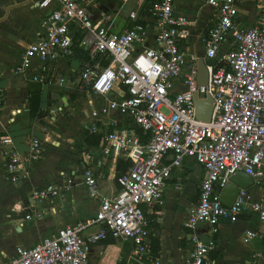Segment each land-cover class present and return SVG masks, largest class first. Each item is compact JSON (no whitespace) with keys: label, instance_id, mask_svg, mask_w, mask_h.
<instances>
[{"label":"built area","instance_id":"1","mask_svg":"<svg viewBox=\"0 0 264 264\" xmlns=\"http://www.w3.org/2000/svg\"><path fill=\"white\" fill-rule=\"evenodd\" d=\"M118 1L123 4L115 13L101 5L115 9L118 2L111 7L100 0H37L45 13L44 30L20 50L13 70L63 94L69 84L85 91L93 105L91 132L102 134L98 147L106 157L126 159L129 167L117 179L116 194L104 196L94 157L84 149L83 182L100 202L96 215L32 246H17L0 264H90L92 246L108 237L130 240L136 264H154V218L144 207L153 212L164 205L174 170L188 159L204 168L205 177L184 224L190 242L184 264L212 263L216 243L202 238L200 224L213 232L222 220L235 221L246 209L264 222V0H253L257 22L249 26L241 14L245 0H198L192 15L179 12L177 0H135L121 27L115 21L128 0ZM192 27L199 28L202 55L189 50ZM200 58L208 70L205 85L197 81ZM195 93L213 98L210 121L196 118ZM98 98L103 104L97 107ZM113 113L118 119L104 122ZM42 155L37 136L30 139L26 157L6 151L8 180L22 184L25 162ZM238 171L250 174L263 195L254 199L242 188L227 206L221 194ZM62 192L61 186L46 183L32 188L28 201L53 200ZM258 235L249 230L245 238Z\"/></svg>","mask_w":264,"mask_h":264},{"label":"crops","instance_id":"2","mask_svg":"<svg viewBox=\"0 0 264 264\" xmlns=\"http://www.w3.org/2000/svg\"><path fill=\"white\" fill-rule=\"evenodd\" d=\"M184 1L177 0L179 12L187 13L185 10L188 9L195 13L200 5L198 0H190L197 1L198 4ZM36 2L37 0H0V94H3L0 102V263L7 262L17 246H32L60 228L96 215L100 202L90 197L83 182L81 152L84 149L92 153L96 172L102 176L101 194L112 196L118 191L116 172L119 156L110 154L106 157L99 145H88L87 137L92 132L89 130L85 134L82 129V125L90 129L93 124L90 116L93 105L89 102L88 94L80 87L69 86L70 84L63 94L58 87L41 86L24 76L14 74L13 68L20 60V50L44 30L45 13L36 6ZM124 7L122 15L115 21L118 27L124 24V16L133 9L132 7L130 11L124 12ZM109 10L113 12L115 9ZM241 14L248 26L255 24V2L245 0L241 6ZM189 50L200 55L203 53L198 27L191 28ZM35 89L41 90V100L38 113L34 116L48 119V132L41 131V122L36 117L33 118L30 111V94ZM57 98L60 99L59 102L55 101ZM72 98L84 101L83 105L87 108L68 119L66 112L74 107ZM100 99L94 102L97 107L103 104ZM113 115V118L104 117V122L118 119L116 113ZM77 117L81 119L73 126L76 134L84 132L81 133V136L85 134L84 142H79L77 137L75 142L73 138L49 132L50 125L58 124L61 120L64 123L69 120L73 124ZM33 119L36 120L34 124ZM35 125L37 128H34ZM99 126L106 128L98 123ZM34 136L42 139V158L39 161L25 162V178L22 184L16 185L6 177L5 153L15 151L26 157L28 143ZM204 177V168L195 160L188 159L174 170L166 190L164 205L155 207L153 212L149 207H144L146 213L152 214L154 218L152 226L155 225V237L160 242L158 261L154 264L185 263L190 253V242L184 224L190 209L199 201V186ZM46 183L61 186L62 195L53 200H32L30 204L28 199L32 188ZM176 185L181 187L177 189ZM247 189L254 199L263 195V188L257 183ZM98 228L99 226L94 227ZM249 230H254L259 235L247 240L245 237ZM199 233L203 239L212 238L216 243V249L210 257L211 264H264V222L250 209L244 210L235 221L222 220L213 232L207 225L200 224ZM132 249L130 240H115L108 244L98 242L92 246L90 264H136L132 260Z\"/></svg>","mask_w":264,"mask_h":264},{"label":"water","instance_id":"3","mask_svg":"<svg viewBox=\"0 0 264 264\" xmlns=\"http://www.w3.org/2000/svg\"><path fill=\"white\" fill-rule=\"evenodd\" d=\"M101 8L104 11L109 10L108 6H106L105 4H102ZM197 65V81L199 84L205 85L208 83V70L205 65L204 59L200 58ZM184 89L187 90V87H184ZM194 98L196 106V118L201 121H210L214 109L213 98L208 96L206 99H200L198 97V93L194 94ZM254 183V178L250 174L244 171H238L230 178V182L223 189L221 194V201L227 206H232V204L238 197L240 190L242 188H250L254 185Z\"/></svg>","mask_w":264,"mask_h":264},{"label":"rangeland","instance_id":"4","mask_svg":"<svg viewBox=\"0 0 264 264\" xmlns=\"http://www.w3.org/2000/svg\"><path fill=\"white\" fill-rule=\"evenodd\" d=\"M184 2H187V3H193V4H198V2L197 1H191L190 2V0H185ZM134 3H135V0H128L127 1V3L125 4V7H124V12H128V11H130L131 10V8L133 7V5H134ZM187 13H189V14H191L192 15V13L194 14V12H192L191 10H185ZM33 42V41H32ZM15 74V73H14ZM56 102H59L60 101V99L59 98H57L56 100H55ZM74 104H73V109L72 110H68L67 112H66V116H67V118L69 119V118H71V117H74L75 116V113H78V111L81 113V112H83L84 110H86V105H83L84 104V101L82 102V101H77L75 98H72V100H71ZM50 104V103H49ZM54 106V105H53ZM42 112V114H44L43 113V111H41ZM49 115V112L47 113V116ZM34 117H36L37 118V120H39L40 122H41V124H42V126H39L40 128H41V131L42 132H44V130L45 131H47L48 132V127H46L47 126V122H49V121H47V120H45L46 118L44 117V116H34L33 115V118ZM81 118L80 117H77V118H75V120H74V122H73V124L72 123H70V121L69 120H65V123H64V120H61V122L60 121H58V124H52V125H50V127H49V132L50 133H52L53 131L54 132H56V133H58V134H61V135H63V136H66L67 138H73L74 139V141L76 142V138L75 137H77L78 138V141L79 142H84L83 141V138H84V136H85V134L86 133H88L89 132V130H91V128L89 129L88 127H87V129H86V126L84 127L83 125H82V129L83 130H85V134L84 135H82L81 136V133L83 134L84 132H80V133H78V134H76V130H75V128H74V126L73 125H76V123L77 122H79V120H80ZM36 122V120L35 119H33V124ZM34 128H37V125H35L34 126ZM33 128V129H34ZM32 131V130H31ZM95 134H97V133H92V134H90V136H92V137H88V138H90V139H88L87 138V144L88 145H93V141H94V139H95V137H96V135ZM87 136V135H86ZM54 137V136H53ZM79 142H78V144H79ZM80 145V144H79Z\"/></svg>","mask_w":264,"mask_h":264},{"label":"trees","instance_id":"5","mask_svg":"<svg viewBox=\"0 0 264 264\" xmlns=\"http://www.w3.org/2000/svg\"><path fill=\"white\" fill-rule=\"evenodd\" d=\"M101 2L103 3H108L107 0H100ZM122 2L121 1H118L117 3V6L115 8V12L118 11V9L122 6ZM76 51L77 53H79V55H81L82 57L85 56V54H83L79 48H76ZM41 90L40 89H35L33 91H31V94H30V111L33 115H35L36 113H38V110H39V107H40V100H41ZM96 137L93 141V145L94 146H98L99 145V142H100V139L102 137V134H95ZM88 137H92L90 135H88ZM87 137V138H88ZM90 139V138H88ZM129 167V162L124 159V158H119L118 159V164H117V172H116V181L118 179V177L121 175L122 172H124L127 168ZM155 227V225H154ZM153 255L155 258H158L159 257V250H160V242H159V239L157 237H154L153 238ZM104 244H108V243H113L115 242V240L111 237H108L107 239H105L104 241Z\"/></svg>","mask_w":264,"mask_h":264},{"label":"flooded vegetation","instance_id":"6","mask_svg":"<svg viewBox=\"0 0 264 264\" xmlns=\"http://www.w3.org/2000/svg\"><path fill=\"white\" fill-rule=\"evenodd\" d=\"M117 2H118V0H111V2H109V4L111 7H114Z\"/></svg>","mask_w":264,"mask_h":264}]
</instances>
